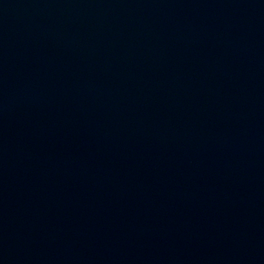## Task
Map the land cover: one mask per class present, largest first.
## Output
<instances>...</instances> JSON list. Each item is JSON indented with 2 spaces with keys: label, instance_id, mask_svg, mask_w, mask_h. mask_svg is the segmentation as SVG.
<instances>
[{
  "label": "water",
  "instance_id": "obj_1",
  "mask_svg": "<svg viewBox=\"0 0 264 264\" xmlns=\"http://www.w3.org/2000/svg\"><path fill=\"white\" fill-rule=\"evenodd\" d=\"M0 264H264V0H0Z\"/></svg>",
  "mask_w": 264,
  "mask_h": 264
}]
</instances>
